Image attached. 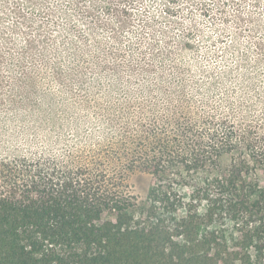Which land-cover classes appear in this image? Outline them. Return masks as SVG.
<instances>
[{"label":"trees","instance_id":"16d2710c","mask_svg":"<svg viewBox=\"0 0 264 264\" xmlns=\"http://www.w3.org/2000/svg\"><path fill=\"white\" fill-rule=\"evenodd\" d=\"M85 52L70 84L95 69L113 98L128 74L138 121L57 89L60 63L0 97V264H264V123L219 113L200 95L216 83L192 82L175 50Z\"/></svg>","mask_w":264,"mask_h":264},{"label":"rangeland","instance_id":"374dc122","mask_svg":"<svg viewBox=\"0 0 264 264\" xmlns=\"http://www.w3.org/2000/svg\"><path fill=\"white\" fill-rule=\"evenodd\" d=\"M93 20L99 21L97 27ZM110 49L122 51L126 63L137 61L140 52L145 61L158 62L159 53L175 50L192 82L205 87L216 83L197 94L211 100L219 113L264 123V59H259L264 52V0H0L1 98L12 96L22 77L54 76L60 63L57 89L119 128L136 122L139 108L128 110V98L134 99L142 86L129 81L128 74L113 98L108 97L110 79L98 78L95 69H82L84 86L70 84L82 76L69 73L71 66L83 73L72 60L74 50H85L84 59H89ZM26 103L22 107L32 105ZM6 108L0 102V112Z\"/></svg>","mask_w":264,"mask_h":264}]
</instances>
